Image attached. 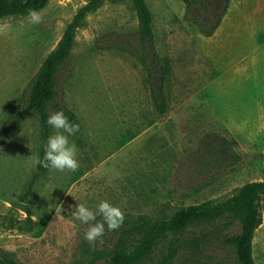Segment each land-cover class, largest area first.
Wrapping results in <instances>:
<instances>
[{
  "label": "rangeland",
  "instance_id": "1",
  "mask_svg": "<svg viewBox=\"0 0 264 264\" xmlns=\"http://www.w3.org/2000/svg\"><path fill=\"white\" fill-rule=\"evenodd\" d=\"M83 2L47 0L37 10L40 24L28 14L0 18V123ZM144 2L151 37L143 47L130 1L102 0L75 29L55 74L57 111L79 125L70 137L78 170L34 175L32 114L0 139V250L18 264H86L93 247L73 215L79 203L95 209L108 200L130 215L168 213L264 180V0ZM163 59L169 68L158 113L149 86L158 85ZM258 209L250 252L264 264V195ZM237 230L236 220L191 225L178 235L169 264H227L224 237ZM110 237L105 232L95 247ZM169 237L137 264L160 259Z\"/></svg>",
  "mask_w": 264,
  "mask_h": 264
},
{
  "label": "trees",
  "instance_id": "2",
  "mask_svg": "<svg viewBox=\"0 0 264 264\" xmlns=\"http://www.w3.org/2000/svg\"><path fill=\"white\" fill-rule=\"evenodd\" d=\"M47 0H0V18L7 15H25L30 9L38 10ZM102 0H84L65 23L53 47L43 56L31 78L18 95L17 105L0 123V139L11 132L20 118L27 114L35 116L38 124L36 157L43 158L44 148L50 135L47 118L58 110L55 100V74L67 58L73 34L85 15L101 4ZM136 18V35L143 47L151 37V16L144 0H129ZM189 5L192 0H181ZM214 25L202 31L208 35ZM166 59L157 61L158 85L149 86V94L158 113L165 108L162 94V80L168 72ZM70 121V115H67ZM47 168L35 165L34 175ZM264 195V180H249L235 187L228 195L217 199H203L181 204L170 212L158 214H125L124 223L115 231L105 232L111 236L106 245L93 247L86 264H137L147 256L157 241L170 234L165 253L154 264H169L174 253L178 235L191 225L209 224L217 220L226 226L236 220L238 230L224 237L231 257L227 264H255L251 257L250 240L253 230L260 222L258 202ZM99 219L101 217L98 216ZM0 264H18L5 251L0 250ZM222 264V263H220ZM225 264V263H224Z\"/></svg>",
  "mask_w": 264,
  "mask_h": 264
},
{
  "label": "clouds",
  "instance_id": "3",
  "mask_svg": "<svg viewBox=\"0 0 264 264\" xmlns=\"http://www.w3.org/2000/svg\"><path fill=\"white\" fill-rule=\"evenodd\" d=\"M28 15L33 24L43 22L42 15L35 9H30ZM47 124L53 129V133L47 139L43 158L35 157L32 163L61 172L78 170L79 150L77 145L70 141V137L79 131V125L71 123L63 110L50 114ZM73 215L86 226L84 238L92 247H95L97 240L105 234V225L108 231H115L122 227L125 219L122 208L108 200H101L95 209L79 203L75 206ZM98 216L101 217L100 220H97Z\"/></svg>",
  "mask_w": 264,
  "mask_h": 264
}]
</instances>
